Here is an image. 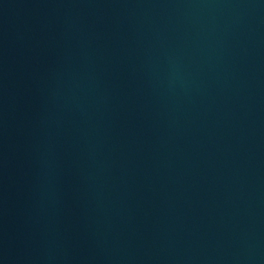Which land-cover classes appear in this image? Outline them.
I'll use <instances>...</instances> for the list:
<instances>
[{
    "label": "water",
    "instance_id": "95a60500",
    "mask_svg": "<svg viewBox=\"0 0 264 264\" xmlns=\"http://www.w3.org/2000/svg\"><path fill=\"white\" fill-rule=\"evenodd\" d=\"M0 264H264V0H0Z\"/></svg>",
    "mask_w": 264,
    "mask_h": 264
}]
</instances>
